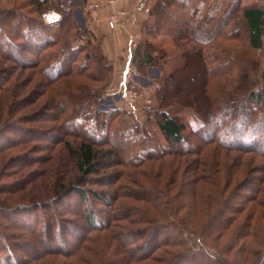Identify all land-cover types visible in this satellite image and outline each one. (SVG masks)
<instances>
[{"label":"trees","instance_id":"obj_1","mask_svg":"<svg viewBox=\"0 0 264 264\" xmlns=\"http://www.w3.org/2000/svg\"><path fill=\"white\" fill-rule=\"evenodd\" d=\"M206 1L152 0L154 20L169 18L177 29L175 42L182 47L194 42L196 47L185 50L182 67L159 79V106L154 108L151 124L136 122L132 127L123 125L122 109L104 105L100 93L105 85L97 84H108L113 64L103 51L101 38L88 26L84 14L88 10L78 3L68 9L66 0H15L17 5L0 7V58L14 64L10 69L0 66V115L6 113L0 117V170L7 164L17 165L14 170L20 172L35 168L8 188L0 185V194L7 195L0 198V216L18 224L21 219L25 225L33 224L32 228L36 225L38 231L43 221L37 213H30L32 209L61 203L68 206L73 200L82 207L86 221L83 228L57 219L52 233L57 237L44 239L39 250L25 249V257L15 254L7 225L0 221V245L8 252L5 257L0 255L3 264H181L188 259L184 254L190 252L186 231L200 234L204 248L216 247L227 258L198 250L204 264H264V167L254 169L252 159H231L229 153L238 150L264 158V69L260 57L248 59L244 53L247 47L259 53L264 49V8L232 0L217 15L214 10L205 13ZM51 6L64 15L57 25H49L42 17ZM153 25L144 22L145 39L132 53V62L140 68L155 62L152 53L142 49L150 45L147 37ZM12 34L21 42L12 40ZM242 39L240 53L237 46ZM28 54L34 57H25ZM189 57L197 60L202 91L208 99L195 96L186 102L173 92L180 79L191 77L185 74ZM17 64L21 71L17 72ZM31 68L48 81H38L27 89L34 77L24 78L23 70ZM85 71L90 72L91 84L73 79L63 88L55 84L66 77L84 76ZM181 72L185 75L179 76ZM16 75L14 84L7 86ZM236 80L243 84L241 89L232 87ZM38 92L46 96L44 100L32 99ZM179 106L193 108L201 120L190 134L179 119ZM27 109L26 115H20ZM44 113L48 118H42ZM118 118L127 132L111 130L110 122ZM36 125L39 127L34 128ZM11 130L20 137H12ZM155 130L166 143L150 137ZM138 133H143L144 144L150 147L133 152ZM70 136L81 140L75 145L67 139ZM120 139L123 151L99 148L117 146ZM60 143L78 170L74 185H54L50 180L55 169L49 167V152ZM14 150L17 153L12 157L8 152ZM123 152L129 153L127 160ZM115 156H121V164L133 167V172L122 170L107 179L99 177L118 164L112 161ZM154 167L159 169V178L172 171L166 183L155 180ZM242 167L245 177L239 179L236 175ZM123 176L130 184L120 183ZM88 185L108 186L113 191L109 194ZM17 194L19 202H10ZM93 201L105 210L91 207ZM198 217L201 220L196 224L194 218ZM65 229L72 231L75 242L62 237ZM164 229H173V236L161 239ZM224 239L226 248L221 247ZM236 248L238 261L230 258Z\"/></svg>","mask_w":264,"mask_h":264},{"label":"rangeland","instance_id":"obj_2","mask_svg":"<svg viewBox=\"0 0 264 264\" xmlns=\"http://www.w3.org/2000/svg\"><path fill=\"white\" fill-rule=\"evenodd\" d=\"M21 1V0H20ZM172 1V0H169ZM212 1H220L222 2V5H225L229 2V0H207V2H212ZM17 5L18 3L15 2V0H0V7H10L12 5ZM207 6V5H205ZM52 7V6H51ZM151 7V6H150ZM145 10L147 12L150 13L151 15V9L148 10L145 7ZM219 12V9L216 10V12ZM209 10H205V13H208ZM221 13V12H220ZM155 18L150 16L149 17V22L154 23V28L152 31L151 36H148L147 39L150 42V45H146L145 47H143V51H148L150 53H152L155 62L153 64H151L149 67H141L138 66L137 63H133L132 61L129 62V58L127 55V52L124 53V55H120L119 51H109V56H107L109 58V60L112 62L113 66H112V72L110 74V79L108 84L106 85L105 83L102 82V84L98 83V86H104L101 89V96L103 97L104 100V105L105 106H113V107H119L120 109H122L124 111L125 114L123 117V125H127L132 127L134 125V123L138 122L140 124H151V121H153L152 117H154V108L159 106V101L157 98V91L160 89L161 87V83L159 81V79L161 77H163V75L165 74H169L170 72H172L174 69L176 68H180L182 67V65H184L185 63V59H184V52L187 49H191V48H195L196 47V43L192 42L191 44L188 45V47H182L181 45H178L175 40H174V36L177 34V29L176 26L173 25V23L169 22V18H165L162 19L161 21L158 19H156V21L154 20ZM125 17L121 19L122 22H124ZM121 21H120V25H121ZM145 22V21H144ZM143 22V25H144ZM143 25L141 26H136L135 28H129V43H128V48H132L133 52L136 51L141 43L143 42V40L145 39V35L143 33ZM124 27V25H122ZM126 27V25H125ZM113 29V28H112ZM170 32H175L174 33H170ZM210 34V33H208ZM13 36H11L10 38L12 40H14L16 38L17 41H19L20 39L18 37H15L14 34H12ZM98 36V35H97ZM207 36V34H206ZM210 36V35H209ZM100 37V36H98ZM101 38V37H100ZM102 41V38H101ZM21 42V41H19ZM102 47H103V41H102ZM238 50L243 51L244 50V44H243V39L242 42L240 44V46H237ZM243 48V49H242ZM235 50V52H236ZM104 51V48H103ZM105 53V51H104ZM113 53V54H111ZM129 53V50H128ZM243 53V52H242ZM247 56L248 59H256L258 57H260V62H261V67L264 69V49L261 53H259L258 51H255L249 47H247L245 49L244 52ZM195 54V53H194ZM25 57H34L31 54L25 55ZM188 63H190L189 65V69L187 70V72L185 74L190 75L191 77L189 78V80L187 81H183V79H180V83L176 85V83L174 82L173 85H176V88L174 89L173 92H175L176 94L179 95V100L185 101L187 102V100L191 101L193 97H198V98H204V93L202 91V85H203V78L200 77L201 75V70L199 68V65H197V60L195 59V57H189L187 58ZM196 61V62H195ZM13 63V62H12ZM11 62H7L4 61L2 58H0V66L2 65L3 67H7L10 69V67H12L14 64H12ZM19 64L16 65V69L17 72L21 71V68L18 67ZM123 71H125L124 75L127 76V82L126 85L125 84H121V77L123 76ZM16 72V73H17ZM23 76L24 78H26V76L32 74V76L34 77L33 80H30V84L28 86L27 89H31L33 86H35V84L39 81V82H43L45 83L47 80L46 77L42 76L40 73L35 72V68H31L28 70H23ZM88 73L85 71L84 76H74L73 78H63L59 81H57L55 84L59 85L60 87H64L65 86V82L70 83L68 79H73L71 81L75 82V80H79V81H84L85 83H90V80H88L87 76ZM184 73H180L179 76L185 75ZM16 76L13 77V79L7 83V86H10L11 84H14L15 80H16ZM204 77H206L205 73H204ZM68 80V81H67ZM29 81V80H27ZM72 82V83H73ZM239 80H236L235 83L233 82V86L232 87H240L243 86V84L241 83ZM71 85V84H69ZM156 85H159V87H157ZM127 87V90L125 89ZM114 88L116 91V95L112 96L111 98L109 97L110 93V89ZM215 88V85H212V89ZM137 93L136 96L133 95V93ZM203 92V93H202ZM41 92L35 93L34 96L32 97V99L37 100V98H40L42 100L45 99L46 96H40ZM204 96V97H203ZM42 97V98H41ZM31 99V100H32ZM184 99V100H183ZM199 99V100H200ZM201 99V100H202ZM205 99H208V97L206 96ZM29 100V101H31ZM205 101V100H204ZM150 105V108L149 106ZM181 109V113L179 115V119L181 121H183L186 124V133L190 134L191 130H193L194 128H197L200 124H201V120L199 118V116L196 114L195 110L193 108H183L181 106H179ZM28 109L27 110H23V112L20 115H26L28 113ZM51 113H53V111L51 110ZM6 113H3L0 115V117H2L3 115H5ZM43 114V113H41ZM19 115V114H18ZM19 115V116H20ZM42 118H48L46 116V113H44V117ZM120 120L115 119L113 121L110 122L111 125V130H117V131H126L124 129V127L122 126V123L120 122V124L118 123ZM155 123V122H154ZM154 123L152 124L153 127H155L156 129V125H154ZM26 125V124H25ZM46 125H55L51 122H47ZM39 126H34V128H37ZM151 129V127H150ZM127 132V131H126ZM11 135H13L12 137L14 138H18L20 137L19 134H17V132H15V130H11L9 132ZM150 137H153V140L156 139L158 140L160 143H166L164 138H162V136L159 134L158 130L154 133H152V135ZM67 139L72 140L75 145L78 144V142H80V138H77L75 136L73 137H68ZM5 140V139H4ZM135 140L138 141V144H136L135 146H133V152L135 151H140L142 152L143 150H145L144 148L148 149L150 147V145H145V141H144V135L142 134H136V138ZM114 141V139H113ZM148 141V139H147ZM117 146L114 145H101L99 146V148L101 149H110V148H114L115 150L119 151H123L124 149V144H123V140L120 139L119 143L117 144ZM114 146V147H113ZM146 146V147H144ZM24 148V147H23ZM10 156H14L17 153V150L8 152ZM124 153V152H123ZM231 155V159H233L235 156H241L242 159H248L250 158V160L252 159L253 162V167L254 169H261V167H264V158L261 157L260 155L254 154V153H247L245 154H240L241 152H239L238 150H232L231 152H229ZM129 154V153H127ZM127 154L124 153L123 155V159L127 160ZM132 152L130 151L129 157L131 156ZM50 158H51V162H50V166L51 168L55 169L52 170L53 173V179L51 177V181L52 183L57 182L59 185L60 184H64V185H74V183H76L79 174H78V170L76 168V165L74 163L73 160L70 159L69 154L67 152V150L65 149L64 145L62 143L60 144H56L55 146H53V148L50 150L49 152ZM189 159H193L194 157L189 156ZM230 159V160H231ZM114 163H118L116 166H113L111 168H108L107 170H103L99 177H105V179H107V176H111L112 174H115L116 172H121L123 171H127V172H133L134 168L133 167H128V166H124L121 164V156L117 157L115 156L113 158ZM155 163H159L157 161H155ZM159 165V164H158ZM17 166V165H16ZM16 166H11V164H7L6 168H2L0 170V185H10L11 183H14L16 181V183L20 182L18 180H21L22 178H25L28 173H30V171H32L33 167L31 168H27L26 170L20 172L16 169ZM150 166L152 167V165L150 164ZM39 167V166H36ZM145 167H141V169H144ZM154 171V176H155V180H159L161 179L163 181V183H166L168 181V179L171 176V172L170 170H167L165 173L166 175L159 178L157 172L159 171V169H156V167L153 168ZM246 171V170H245ZM259 173V172H258ZM260 174V173H259ZM226 175V174H225ZM237 177H239V179H244L245 177V172H244V168H240L239 172L236 175ZM96 177V176H94ZM42 179V178H41ZM128 179V180H127ZM149 183V180H146ZM120 183H128L130 184V180L127 177L122 178V180L120 181ZM57 184V185H58ZM19 186V185H18ZM56 187V186H55ZM71 187V186H70ZM87 187H91L97 191H101V192H106L112 193V188L108 187V186H102V185H88ZM180 186H177V189ZM18 187H16L15 189H17ZM53 189V188H52ZM18 195H13V200L10 202L13 203H18ZM7 197V195L5 194H0V198L5 199ZM70 199V198H69ZM71 204L66 206L65 204H58V205H52L49 207H41L37 210L32 209V212L30 211V213H32L33 215L37 213L38 216H40L41 220L43 221L40 226L38 231L35 230L36 225L32 228V225H25L26 222H22L21 219L19 224L18 223H13L10 219H6L4 218L2 215L0 216V221L3 222V225L6 226L5 230L7 231V233H9L10 235V240L13 243V245L15 246V254L18 255L19 257H25L27 256V253L25 252V249L31 251V249L36 248L37 250H39L40 248L43 247V242L44 239L45 241L50 238V240L54 237L53 233V225H56L57 223V219H66L72 222V224H79L81 226H83V228L86 226V221H85V215L84 212L82 211V207H79V205L73 201L70 200ZM5 202V201H4ZM9 202V203H10ZM3 203V202H2ZM92 204V206H91ZM91 204L88 203V206L90 207H94V209H100V210H105V208L101 205H98V202H92ZM143 205V204H142ZM88 206H85V209H90L88 208ZM186 212L183 211L182 214H184ZM104 211L103 213L100 215V217H103L104 215ZM190 219V217L188 218ZM196 220V224L201 220V217L198 218H194ZM44 220H46V224L44 223ZM25 221V220H24ZM50 225L49 227L46 225ZM64 224V223H63ZM71 224V225H72ZM57 227V226H56ZM43 228V230H42ZM194 230H197L196 227H193ZM81 230V229H80ZM56 231V230H55ZM68 229H65L63 231L62 237L65 240H70L71 242H75L76 241V237L75 235L72 233V231H69ZM82 233L86 234L87 230L85 231L84 229L81 230ZM173 229H164L163 230V234L161 235V239L167 238V237H171L173 236ZM200 233V232H199ZM186 239H187V244L189 246L188 249L190 252L185 253V256H188V259L186 258L181 264H204V260L202 259L200 253L198 252V250L206 251V253H209V255H215L217 256L219 259H227L225 258V256L222 254L221 251H219V249H216V247L210 246V247H203V243L201 242V239H199L198 237H201L200 234L198 235H193L190 232L186 231V233H184ZM57 239V238H56ZM53 241V239H52ZM224 241H226V239H224L222 241V248H226L228 246V243H225ZM251 241V240H250ZM2 244V243H0ZM39 247V248H38ZM36 250V251H37ZM35 251V252H36ZM34 252V253H35ZM0 255H4L3 257L7 256L8 252L5 249L4 246L0 245ZM238 253V249L236 248L234 251L231 252L230 254V258L233 260L238 261L239 259V254ZM0 264H3V261H1L0 259Z\"/></svg>","mask_w":264,"mask_h":264},{"label":"crops","instance_id":"obj_3","mask_svg":"<svg viewBox=\"0 0 264 264\" xmlns=\"http://www.w3.org/2000/svg\"><path fill=\"white\" fill-rule=\"evenodd\" d=\"M69 0H66V3ZM70 4L78 3V7L82 8L84 2H99L101 5L97 8L90 9L88 12H84L87 15L88 26L94 31V33L102 38L103 48L105 54L109 56V51H119L120 55H124L127 52L129 62L132 61V48H128L129 43V28H135L136 26L143 25V22L149 20L151 16L149 12L145 10L146 6H151L152 0H116L115 9H124L127 13L121 16V19L125 17L124 22L119 23L115 28H111L108 22V16L112 10L109 4V0H70ZM222 5L220 1L207 2L205 10L219 9L217 15L231 2ZM242 4L246 7L259 6L264 8V0H241ZM69 4V3H68ZM124 25V27L122 26ZM126 25V27H125ZM129 50V53H128ZM113 54V53H111ZM121 77V84L127 82V76Z\"/></svg>","mask_w":264,"mask_h":264},{"label":"built area","instance_id":"obj_4","mask_svg":"<svg viewBox=\"0 0 264 264\" xmlns=\"http://www.w3.org/2000/svg\"><path fill=\"white\" fill-rule=\"evenodd\" d=\"M70 2H71L70 0L67 2V8L68 9H71ZM115 3H116V0H109V4L112 7V10L108 16V22H109V25L111 28H115L117 25H119V23L121 21V16H123L127 13V11L124 9H115ZM100 5L101 4L99 2H84L82 4V7L85 10H90V9L97 8ZM150 8H151L150 6H146V9L150 10ZM42 17L45 20V22L49 23V25H57V23H60L61 21H63L64 15H63V12L61 10L52 6L43 12ZM121 23H122V21H121ZM263 48H264V39H263ZM156 86L159 87V85H156ZM125 89L127 90V87ZM109 93H110V95H109L110 98L112 96L116 95V91L114 88H111ZM133 95L136 96L137 93L135 92V93H133ZM148 106L150 108V105H148Z\"/></svg>","mask_w":264,"mask_h":264}]
</instances>
